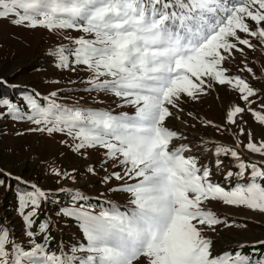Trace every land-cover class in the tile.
I'll return each mask as SVG.
<instances>
[{"label": "snow or ice", "instance_id": "snow-or-ice-1", "mask_svg": "<svg viewBox=\"0 0 264 264\" xmlns=\"http://www.w3.org/2000/svg\"><path fill=\"white\" fill-rule=\"evenodd\" d=\"M10 16L15 26L88 34L91 38L69 37L74 47L60 46L51 53L57 67L85 66L91 73L89 91L110 93L135 111L117 115L74 109L57 103L56 92L43 98L45 107L38 102L39 94L25 93L30 114L0 98V109H6L0 119H27L44 126L36 131L66 133L75 151L104 149V163L116 161L122 171L111 172L103 182L123 181L113 190L128 193L132 207L122 211L113 206L99 214L83 206L61 208L63 216L80 224L87 243L73 252H86L85 257H57L35 240L25 250L10 240L6 227L0 228V264H264V255H255L257 245H252L253 255L237 251L214 256L213 241L204 232L226 221L203 207L207 201H220L264 213V165L245 162L239 145L217 146L216 157L230 156L239 170L228 172L226 179L235 175L243 180L249 170L250 178L229 187L213 183L211 169L185 156L186 145H173L186 137L166 124L171 117L179 118L183 97L198 100L217 84L228 85L251 104L258 90L242 76L231 75L224 64L236 53L254 49L253 39L264 45V0H0V19ZM242 71L253 72L251 67ZM248 110L264 126V114ZM245 111L234 105L226 113L227 122L237 124ZM240 131L243 135L244 129ZM245 147L264 156V143L257 145L251 134ZM221 163L217 159L216 166ZM0 176L27 183L2 170ZM4 183L0 179V186ZM31 189L20 193L19 200L27 235L33 238L31 229L48 193L35 184ZM71 199L75 204L86 197L77 190ZM27 208L31 211L25 212ZM49 227L50 219L39 231L47 233Z\"/></svg>", "mask_w": 264, "mask_h": 264}, {"label": "rangeland", "instance_id": "rangeland-1", "mask_svg": "<svg viewBox=\"0 0 264 264\" xmlns=\"http://www.w3.org/2000/svg\"><path fill=\"white\" fill-rule=\"evenodd\" d=\"M13 19L15 17L11 16L0 19V80H8L6 82L13 87L30 86L39 96L48 97L56 92V102L67 107L80 103L89 104L117 115L132 114L135 111L129 105L121 106L123 102L110 93L89 91L87 81L91 73L84 70L85 66L73 63L67 69L57 67L58 59L51 53L60 46L74 47L69 37L91 38L88 34L71 29L49 31L44 28L15 26ZM252 43L255 45L254 49L246 48L244 54L236 53L234 58L224 64L231 75L242 76L258 90V95L251 98L250 105L241 100L228 85L217 84L198 100L183 97L180 104L183 111L176 114L179 118L174 116L166 121L167 127L186 137L174 140L173 145H186L189 151L184 153L185 156L194 157L202 169H211L212 182L225 187L235 186L238 182L248 183L250 170L243 180L235 175L226 179L228 172L237 173L239 170L230 156L216 157L217 146L235 149L239 145L245 162L264 165V156L251 153L245 147L249 134L257 145L264 143V126L248 110L250 108L264 114V45L255 39ZM70 60L74 61V57L70 56ZM245 67H251L253 72L242 71ZM234 105L246 109L242 116L237 117L238 123L235 125L229 124L226 118L227 111ZM0 111L6 112V109ZM39 127L44 126L33 124L29 120L16 121L9 117L0 119V170L11 173L12 177L22 178L28 185H37L48 193L47 202H56L49 193L72 189V192H82L86 199L69 204L70 207L83 206L86 210L99 214L101 211L93 209V202L104 199L131 209L129 194L113 190L123 181L112 179L109 183L103 182V178L111 172L122 171L116 161L104 163V149L75 151L74 141L66 133L36 131ZM241 128L244 129L243 135ZM217 159L222 161L219 167L216 166ZM93 167L96 169L95 174L89 172V168ZM54 170L63 175L56 176ZM4 190L5 186H0V228L6 227L11 240L19 243L25 250H31L33 240L41 243V238H30L27 235L28 229L23 216L16 215V207H8L12 202L9 198L12 190ZM72 192L66 190V196L71 198ZM203 207L226 221V224L216 226L215 230L208 228L204 232L213 241L214 256L228 252L235 254L237 251L253 255L252 245H257L255 255H264V245L258 244L264 241V213L246 207L228 206L220 201H207ZM45 209L48 211L47 206ZM54 209L47 216L53 225L52 236L60 240L61 245L59 244L55 253L53 250L48 252L57 257L87 256L86 252H73L74 248L87 243L79 222L63 216L59 208ZM242 244L245 245L243 249L240 248Z\"/></svg>", "mask_w": 264, "mask_h": 264}, {"label": "trees", "instance_id": "trees-1", "mask_svg": "<svg viewBox=\"0 0 264 264\" xmlns=\"http://www.w3.org/2000/svg\"><path fill=\"white\" fill-rule=\"evenodd\" d=\"M6 81H8V80H6ZM6 81H4L5 83H0V98L10 99L12 102L17 103L20 106V108L22 109V112L25 115L30 114V110L28 109L26 103L23 101V95L25 93L37 94L36 91H34V89L31 88L30 86L15 85L13 87V86H10ZM103 93H105V92H103ZM44 97L45 96H39L38 95L37 99H38V102L42 106L46 107L47 101L43 99ZM70 108L83 109V110L104 111V109H102L100 107H94L93 105L89 106V104H82V103H80L76 106H72ZM24 120H27V119H24ZM0 179L5 180V183L2 186L3 188L5 186V190H4L5 192L12 190L11 193L9 194V198L12 202L10 203V205H8V207L9 208L16 207L15 213H16V215H19L20 214L19 195H20V193H23V192L32 191V189H31L32 184L28 185L26 183H21L15 179H8L6 176H0ZM66 190H70L71 192L73 191L72 189H65L63 191H57V193H49L50 194L49 196H52V198H54L56 200V202L44 201L41 203V207H40V209L38 211V215L35 219V225H34L33 229H31V230H34V233H35L34 236H38L41 238V243L46 245L47 251L53 250L52 251L53 253H55L58 250L60 240H56L52 236L53 225L51 223V220H50V227H49L47 233H41L39 231V225L41 223H43L44 221L50 219V217L47 216L48 212L50 210L55 211V209H54L55 207L59 208L61 210V208H63V207H70L69 204H74L73 201L71 200V198L66 196V193H65ZM46 206H47L48 211H45ZM73 206L74 205H71V207H73ZM113 206H118L122 211L129 210L126 207H123V206H121L118 203L113 202V201L98 199L97 202H93V209H96L98 211H101L104 209H109ZM24 211L30 212L31 208H27ZM94 214H96V213H94ZM55 219H57V218H55ZM54 233L56 234V232H54ZM10 240H11V236H10ZM68 245H69V243H67V246ZM49 254H51V253L49 252Z\"/></svg>", "mask_w": 264, "mask_h": 264}]
</instances>
